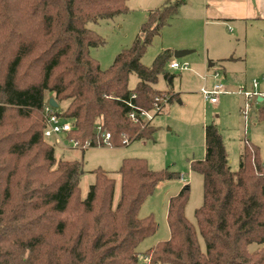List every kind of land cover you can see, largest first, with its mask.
Masks as SVG:
<instances>
[{
	"label": "trees",
	"instance_id": "trees-1",
	"mask_svg": "<svg viewBox=\"0 0 264 264\" xmlns=\"http://www.w3.org/2000/svg\"><path fill=\"white\" fill-rule=\"evenodd\" d=\"M127 2L0 0V264H138V245L157 231L154 215L140 217L139 210L159 182L180 173L127 157L117 170L118 194L116 178L97 167L82 197L83 160L57 157L55 143L44 134L50 92L58 104L67 101L64 110H54L72 123L68 139L100 146L106 144L102 132H108L109 145L120 146L124 139L153 135L151 121L129 117V102L139 112L164 98L154 83L173 76L165 69L172 52H160L150 66L142 57L185 0L151 9L132 45L102 68L90 48L105 41L88 24L127 13ZM132 73L138 76L134 88ZM258 116L264 120V107ZM100 119L103 128L97 131ZM204 140V158L191 161L203 176L196 225L185 214L187 184L169 199V238L147 249L145 257L150 264H264L260 149L246 139L239 169L232 170L216 123L204 126Z\"/></svg>",
	"mask_w": 264,
	"mask_h": 264
},
{
	"label": "rangeland",
	"instance_id": "rangeland-1",
	"mask_svg": "<svg viewBox=\"0 0 264 264\" xmlns=\"http://www.w3.org/2000/svg\"><path fill=\"white\" fill-rule=\"evenodd\" d=\"M165 1L128 0L127 13L88 24L105 41L102 45L90 48L91 55L99 61L102 68H108L119 52L132 45L142 24L147 20L149 11ZM200 18L201 14L197 12L195 4L192 6L183 3L142 57V62L150 66L160 52L168 49L173 54L165 68L173 76H160L154 87L165 91L162 97L169 98L171 92L176 95L170 103H165L162 112L155 114V110H150L155 128L151 137L136 139L120 146L104 144L84 149L74 147L66 136L59 143L55 142L57 136L48 137V141L55 143L57 157L83 160L86 173L80 180L82 197L87 195L89 186L95 179L90 170L97 167L111 171L117 180L118 194L119 174L115 170L127 157L145 158L149 167L154 170L169 168L180 173V178L159 182L154 193L146 198L139 210L140 217L153 214L158 228L155 234L138 245V264H150L145 251L169 238L168 202L171 196L187 184L190 186V195L185 214L196 225L195 210L203 203V176L191 169V161L205 156L204 125L214 122L218 126L233 170L239 169L240 154L246 139L259 147L260 157L264 162V120L258 116L259 109L264 107V100L258 101L257 96L247 97L244 93L245 90L252 91L254 78L259 82L258 89L264 91V24L253 26L248 31L247 39L242 37L237 40L235 30L230 31L229 28L219 33L218 37L211 36ZM185 43H190L188 45L191 48H179ZM179 49L193 51L175 57L174 51ZM218 54L241 56L243 63H223L216 56ZM173 60L188 62L189 68H171L169 64ZM222 65L226 66V71ZM137 81L138 76L132 73L129 87L134 88ZM216 83H221L227 92L221 93L218 101L212 103L204 98L200 89H211ZM52 96L47 92L46 101ZM66 106L67 101H61L56 109L61 112ZM24 122L28 123L21 121ZM199 240L205 250V242L200 234ZM256 247V244L250 246L251 250Z\"/></svg>",
	"mask_w": 264,
	"mask_h": 264
},
{
	"label": "crops",
	"instance_id": "crops-1",
	"mask_svg": "<svg viewBox=\"0 0 264 264\" xmlns=\"http://www.w3.org/2000/svg\"><path fill=\"white\" fill-rule=\"evenodd\" d=\"M184 3L185 5H192V6H194V4L196 5L197 12L201 14L200 19H202V21L207 26V31L209 30L211 36L213 35L214 37H218L219 33L229 28L230 31H232L233 29L235 30V36L237 40H239L242 37L247 39L249 35L248 31H251L253 26H256V25L261 26L264 24V0H191L189 2L185 0ZM188 44L190 43H185L179 48H191L189 47ZM216 56L222 59L223 63H225L226 61H230L231 63L232 62L234 63L235 61H240L243 63L242 61L243 57L238 56V55L218 54ZM222 68L224 71H226L225 65H222ZM202 89L203 88L200 89V92L203 94ZM251 89L253 90L252 84H251ZM166 91H170V90H166ZM173 94L176 95L174 92H171V95ZM261 100L262 99L258 97V101H261ZM212 103H215V102H212ZM150 121L152 125V119ZM63 136L64 135L62 136L59 135L55 137L56 138L55 142L59 143ZM229 162H230V159H229Z\"/></svg>",
	"mask_w": 264,
	"mask_h": 264
},
{
	"label": "built area",
	"instance_id": "built-area-1",
	"mask_svg": "<svg viewBox=\"0 0 264 264\" xmlns=\"http://www.w3.org/2000/svg\"><path fill=\"white\" fill-rule=\"evenodd\" d=\"M169 66L171 68H176V69H187L189 68V63L188 62H180L178 60H173L170 62ZM253 90L249 91L246 90L244 93L247 97H252V96H257L260 97L262 100H264V91H260L258 89L259 87V82L258 80L254 79L253 83ZM202 92L204 94V97L207 101L210 102H217L219 99V95L221 93H226L227 91L225 90L224 86L221 83H216L213 88L211 89H206L203 88ZM135 96V95H133ZM168 97H164L163 99L161 97H156V102L154 103V106L151 110H155L156 112L162 109L163 103L167 101ZM129 105L133 108L128 115L132 120H136L138 116L141 118L145 119L146 121H150L152 119V114L150 110L146 109H140L139 112L135 111V108L137 109L136 105L134 103L129 102ZM247 106L249 104L247 103ZM44 116H45V121H46V128L44 130V134L46 137H53V136H59V135H64L66 136L67 132L72 129V123L69 120L63 119L61 116H59L56 111L54 110V106H52L49 102H47L44 105ZM103 119H100L97 122L96 129L97 131H101L103 128ZM102 136L104 138V141L106 144H109V138H110V133L108 132H102ZM74 147H81V148H86L89 147L90 143L89 141H86L85 143L81 144L77 140L70 139ZM124 144H128L129 140L124 139L123 140Z\"/></svg>",
	"mask_w": 264,
	"mask_h": 264
},
{
	"label": "water",
	"instance_id": "water-1",
	"mask_svg": "<svg viewBox=\"0 0 264 264\" xmlns=\"http://www.w3.org/2000/svg\"><path fill=\"white\" fill-rule=\"evenodd\" d=\"M192 51H193L192 49H179V50L174 51V55L175 57H181V56L191 53ZM263 77H264V74H263ZM49 103L54 107L58 106V103L54 96L50 97Z\"/></svg>",
	"mask_w": 264,
	"mask_h": 264
}]
</instances>
